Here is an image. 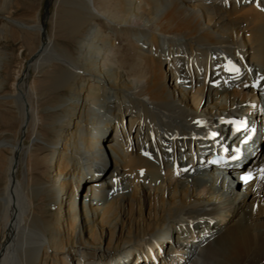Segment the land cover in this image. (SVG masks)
<instances>
[{"label": "bare ground", "instance_id": "obj_1", "mask_svg": "<svg viewBox=\"0 0 264 264\" xmlns=\"http://www.w3.org/2000/svg\"><path fill=\"white\" fill-rule=\"evenodd\" d=\"M96 1L77 0L74 6L93 16H105L109 24L116 26L118 22V29L126 33L132 31L134 42L128 47L136 51L138 64H126L128 71L117 67L111 57L115 49L101 51L99 28L89 32L86 56L76 63L55 49L48 33L42 40L41 23L29 26L11 21L20 29L41 35L37 57L28 62L26 74L15 84V94L8 98L20 106L22 138L28 125L36 121L35 110L29 105V68L38 73L57 63L70 71L69 77L79 76L88 82L63 105L69 111L64 121H73V131L62 139L63 156L52 180L61 194L52 191L60 213L50 239L45 226L29 224L31 206L16 177L22 163V143H0V149L11 152L8 184L0 194L7 226L6 240L0 245V264L36 263L46 246L61 253L71 247L82 259L97 251L102 259L108 258L107 264H127L129 258L135 264H150L147 253L156 252L159 245L165 246L159 264H176L169 260V246L181 238L186 242L189 234L202 228L215 232V237L198 243L184 264H264V180L245 191L230 171V178L209 172L191 177L186 173L177 179L172 170L165 175L149 158V151L165 152L167 140L199 146L198 135L237 110L248 108L251 119H257L247 104L252 90L238 86L245 82L222 91L225 85L219 88L221 78L207 79L209 66L230 61L264 74V13L257 11L251 0H117L120 14L106 8L110 0H101V8ZM127 114L133 117L130 125L125 120ZM113 127L117 136H106ZM222 137L231 138L228 133ZM59 142L60 136L57 145ZM103 149L107 152L104 155ZM253 154H257L255 160L263 159L261 144ZM97 156L114 163L112 173L101 181H97L99 169L90 163ZM84 164L89 168L84 169ZM94 181L104 183V187L97 188L93 202L87 204L83 198L80 204L84 189L91 188L93 194L98 185L93 186ZM44 189L40 187L38 192ZM211 221H216L213 227ZM164 236L172 240L167 245ZM51 264L69 262L54 255Z\"/></svg>", "mask_w": 264, "mask_h": 264}, {"label": "rangeland", "instance_id": "obj_2", "mask_svg": "<svg viewBox=\"0 0 264 264\" xmlns=\"http://www.w3.org/2000/svg\"><path fill=\"white\" fill-rule=\"evenodd\" d=\"M76 1L55 0L51 7L47 33L55 49L60 53L71 56L76 63H79L82 61V57L86 56L89 32L91 30L96 31L99 28L100 34L104 38H102L99 48L101 51L115 49L116 54L111 57L118 63L117 67L121 69L123 67L122 70L128 71L129 68L124 67L126 64L137 65L138 63L135 62L136 51L128 47L131 42H134L130 36V34H133L131 33L132 31L126 33L121 30L122 28L118 29V22L115 23V26L114 24H109L105 16L103 19L76 8L74 6ZM98 1L101 2V0ZM100 2L96 1L97 8H101ZM44 3L45 0H0V143L8 141L16 145L22 141L25 151L23 150L20 155L22 163L19 165L16 177L23 185L31 206V214L28 218L29 224L37 223L42 229L45 226V228L49 229L48 239H50L53 226L60 213V206L54 200L53 192L61 194L60 187L54 186L52 180L56 177L57 166L60 157L63 156L62 139L66 136L68 138L69 133L73 131V121L70 123L64 121L69 111L63 105L66 104L65 101L73 98L78 93L77 89L86 85L88 81L81 80L79 76L69 77L68 73L70 74V71L65 66L57 63L44 68L43 71L38 73L34 69L29 68L27 83L32 91V95L29 97V105L35 110L36 121L34 120L35 122L28 125L25 137L22 138V113L20 106L18 107L8 98L15 94V84L23 79L28 69L29 60L39 50L41 35L36 31L20 29L14 26L11 21H20L29 26H40L44 13ZM106 6L109 11H113L116 14L121 13L117 0H110ZM125 47H128V49L123 52ZM178 60L183 64L179 57ZM84 62L87 67L88 61L85 60ZM21 86L22 83L20 84ZM72 89L74 90L71 93ZM132 118L130 114L125 117L129 125ZM117 134L116 127L110 128L105 132V135L109 137L117 136ZM59 136L61 137V142L57 145ZM10 157V151L0 149V194L4 192L8 184ZM84 165V169L89 168L86 164ZM113 168L114 163L111 161L108 170H112L107 172V174H111ZM40 187H45V189L38 192ZM90 189L87 188L82 191L83 194L81 195L85 199L88 195L85 192ZM71 203L73 202L71 201ZM60 204H62V201ZM6 233V221L2 219V207L0 206V245L5 242ZM177 236L174 235L175 241H178ZM183 237L185 238V236ZM45 248L39 260L31 264H51V259L54 255L66 257L69 264H107L106 261L108 260L107 257L102 259V256L98 255L97 251L86 253L85 258L82 259L78 252H71V247L67 248L63 253L60 251L51 252L48 246ZM168 255L170 254L168 253ZM143 260L144 258H141V261ZM134 262L132 258L131 260L129 258V262L127 260V264H135ZM119 264H122V262Z\"/></svg>", "mask_w": 264, "mask_h": 264}, {"label": "water", "instance_id": "obj_3", "mask_svg": "<svg viewBox=\"0 0 264 264\" xmlns=\"http://www.w3.org/2000/svg\"><path fill=\"white\" fill-rule=\"evenodd\" d=\"M54 0H45V4H44V13H43V17H42V20H41V26H42V40H45L46 39V36H47V23L50 19V15H51V6L53 4ZM37 57V53L29 60V61H33L35 60V58ZM24 135V133H23ZM22 135V136H23ZM22 143V141H21ZM18 153L16 155V159L18 161ZM17 165V164H16Z\"/></svg>", "mask_w": 264, "mask_h": 264}]
</instances>
